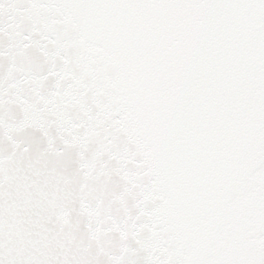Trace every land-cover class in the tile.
Segmentation results:
<instances>
[{
    "label": "snow or ice",
    "instance_id": "6c2138e0",
    "mask_svg": "<svg viewBox=\"0 0 264 264\" xmlns=\"http://www.w3.org/2000/svg\"><path fill=\"white\" fill-rule=\"evenodd\" d=\"M0 264H264V0H0Z\"/></svg>",
    "mask_w": 264,
    "mask_h": 264
}]
</instances>
